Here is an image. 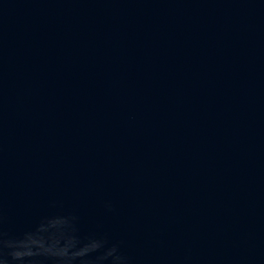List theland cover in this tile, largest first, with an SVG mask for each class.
Here are the masks:
<instances>
[{"label": "water", "instance_id": "obj_1", "mask_svg": "<svg viewBox=\"0 0 264 264\" xmlns=\"http://www.w3.org/2000/svg\"><path fill=\"white\" fill-rule=\"evenodd\" d=\"M0 264H264V0H0Z\"/></svg>", "mask_w": 264, "mask_h": 264}]
</instances>
